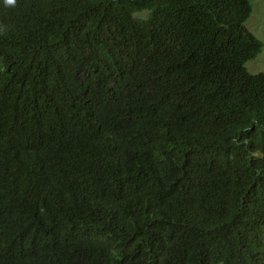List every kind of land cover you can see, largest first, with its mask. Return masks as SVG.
Returning a JSON list of instances; mask_svg holds the SVG:
<instances>
[{
    "label": "trees",
    "instance_id": "trees-1",
    "mask_svg": "<svg viewBox=\"0 0 264 264\" xmlns=\"http://www.w3.org/2000/svg\"><path fill=\"white\" fill-rule=\"evenodd\" d=\"M251 0H0V264H264Z\"/></svg>",
    "mask_w": 264,
    "mask_h": 264
},
{
    "label": "rangeland",
    "instance_id": "rangeland-1",
    "mask_svg": "<svg viewBox=\"0 0 264 264\" xmlns=\"http://www.w3.org/2000/svg\"><path fill=\"white\" fill-rule=\"evenodd\" d=\"M251 16L245 23L246 29L261 43V53L246 64L252 74L264 72V0H251Z\"/></svg>",
    "mask_w": 264,
    "mask_h": 264
},
{
    "label": "clouds",
    "instance_id": "clouds-1",
    "mask_svg": "<svg viewBox=\"0 0 264 264\" xmlns=\"http://www.w3.org/2000/svg\"><path fill=\"white\" fill-rule=\"evenodd\" d=\"M16 3V0H5V4L8 6H14Z\"/></svg>",
    "mask_w": 264,
    "mask_h": 264
}]
</instances>
